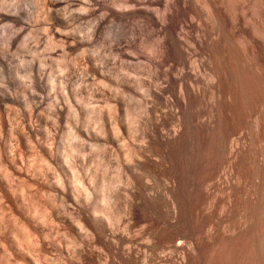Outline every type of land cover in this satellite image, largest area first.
<instances>
[{"label":"rangeland","instance_id":"1","mask_svg":"<svg viewBox=\"0 0 264 264\" xmlns=\"http://www.w3.org/2000/svg\"><path fill=\"white\" fill-rule=\"evenodd\" d=\"M41 1L0 0V98H3L4 96V98L11 97L14 99V101L16 99L15 103L12 104L0 103V133L2 134L0 135V143L3 142L0 145V149L4 148L6 145L5 141L7 139L8 141L12 139L13 144L17 141V144H15V149H17V145H19L18 148L20 149L16 150V156L18 157H16V163L18 162L16 164V166L18 165L16 168L18 172H10L7 170V168H3L6 166H0L1 170L4 169L8 171L6 175L8 178L1 171L0 173L11 181V185L14 186L15 184L16 187L22 186V180L25 178L28 180L31 177L30 174L27 176L25 168L26 166L23 165V163H26V161L28 163V161L34 158V156H37V159L41 157L38 153V149L34 152V143H32L30 146L29 142H25L22 138V134L18 132V129H21L22 132L25 128L29 129L31 125L32 127H30V129L34 128L36 131L38 130V132L35 131L36 133L34 130H32L36 135L35 140H39L40 142L46 140L47 148L50 147L49 150L52 151L51 155L53 157L51 156V158H54L53 160L51 159L54 164L52 162L50 164L52 175L60 176V178H64L66 180L65 177L67 176V178L71 179V174L68 172L69 170L67 169V164L64 162L67 152L65 153L66 148L63 144V135L67 128L77 130L81 134V144L84 152L82 155H75L73 160H75L76 164L78 163V168H82L83 165L80 163V161H84L83 164L86 165L84 167H86L87 174H89V171L92 168V165L88 164H90L89 161L91 158H94V155L104 157L105 163L109 164L111 167H114L117 164L126 166L128 161L126 160L127 156H125V158L124 155H126L125 152L127 148H125V150L124 147H130L129 145L131 144V146L135 148H138L139 144V146H141L143 144V139H141L140 143V138H142L140 136L146 137L150 135L151 128L157 120V114H160L161 111L167 110L164 108V103L161 105V103L153 102L155 101V98H153L152 92L155 90V85H163V87L166 86L168 88V90L162 94L163 102L167 100L166 97L169 98V94L170 96L174 95L180 99L179 84L176 82L172 84L165 83L164 73L165 69L167 70L168 67L158 66L157 62H155L157 61V55H155L156 50L162 41V36H159L160 34H158L156 27L151 26V29L153 28L151 30L148 27V24L145 25L146 18L144 16H131L129 19H125L124 24L119 25L116 21H113L112 23L104 20L102 15L98 17L93 16L90 12V9L85 8L84 3H87L85 0H62L65 2V4L67 3V16L69 18L72 17V19L69 21L71 26L70 34L74 35L73 37L76 36L81 38V41H79V38H75V40H73V42L71 41L69 44L66 42L65 38L67 34L62 31L61 27H58L61 25L59 24L61 22L59 19L61 18L57 17L58 19H55L56 15H52L44 6L43 1ZM75 1L81 2L75 3ZM110 1L111 0H107L105 2L106 6L108 5L110 7H114V2L116 0H112V4ZM162 1L163 5H165L164 0ZM191 1L193 2L192 9H194L198 17L201 18L204 26L203 28H206L207 31L209 29V33L212 32L211 34L219 33L220 31L212 26L213 24L211 20L208 21L209 19L206 18V13L201 8V5L195 0ZM247 1L249 2H246V7L251 1L252 2L250 5L253 7L254 2L258 0ZM261 1L264 5V0ZM5 6L16 7V9H7ZM163 7L158 8L159 11L156 7H151L152 9L150 8V10H152V12L154 11V15L157 13L156 16L159 14L158 17H163L167 12L165 7ZM239 8L238 15L242 17L246 9L243 10L241 6H239ZM262 10L263 12L261 15L262 20L264 21V6ZM248 12H250L248 13V18H252V22L256 24L255 26H258V20L252 16V10L249 9ZM77 14L82 15V17L79 15V18L82 19L81 22V19L78 18ZM5 16L9 17L10 19L6 18ZM188 17L189 11H183L179 15H174L173 18L175 19H173V24L177 28V31H179L182 23ZM5 18L8 19V21ZM72 20H74L73 23ZM103 21L106 22L103 23ZM54 22L58 23L59 25ZM75 22H77V24ZM51 24L54 25V27L57 25V27L53 29ZM96 26L99 28L97 30L98 34L95 30ZM243 26V22L239 23V28L235 32V44L233 45V52L231 51L230 45L227 43L224 34H221V32L217 43L219 53L225 60L227 59L226 62H228L229 65L231 64L230 66L233 74V84L231 86L222 84V97H220L221 99H219L217 104H215L214 100L212 99L211 89H208L203 101L194 104L192 107V110L197 112V118L198 116L199 118L211 117L215 112V114L218 115L220 129L219 151L214 159L211 160L209 158L210 153L207 148L203 150L204 158L206 161H208V164H206L207 174H209V172L213 169H216L218 174L213 180H207L205 185V188H208L205 190L208 200L204 205V217L206 219V223L203 230V244L199 251V260H201L199 264H264V38L261 36H256L257 44H255V46H250L247 44L243 45L246 43L243 39ZM96 36L98 37L97 39ZM241 39H243L244 42ZM61 40L63 42H61ZM83 41L84 43H81ZM71 43L73 45H71ZM131 46H133L132 49ZM120 50H124L125 52L127 51V53L130 52V50L132 53L135 51L134 54L138 53V55L142 56V59L145 61L142 60V64H140L138 67L130 65L125 62L124 59H122L123 57L120 53H118V51L121 52ZM151 57L152 59H150ZM147 58L149 61L146 60ZM193 58L195 60L198 59L197 61H199L202 59V56L197 55L196 57L194 55ZM94 60L97 62L94 63ZM128 61L132 62L133 60ZM96 67L98 68L96 69ZM155 68H157V70ZM96 70H98V72L102 74L101 76L104 77L95 75L93 72ZM177 70L178 68H175L173 71V76L178 73ZM205 72L206 71L202 69L201 75L204 74L205 76ZM107 74H109L110 77ZM154 76L157 77L155 78ZM204 76H202V79L205 80ZM205 81L207 83V79ZM107 106L112 107V114L109 112V107L107 108ZM98 107L99 109H96ZM123 107L126 109L124 110ZM37 109L39 111H37ZM98 112H100L99 115L97 114ZM96 114L99 117L98 121L95 117ZM108 118L110 119L108 120ZM122 119L124 121H122ZM255 121H257V123ZM152 122L154 123L152 124ZM168 123H170V120H168ZM97 126L100 131H97ZM112 127H115L118 130V133H112ZM257 127L261 128L258 129ZM11 129L13 130L11 131ZM146 129H149V132H147ZM9 132L11 134H15L12 136L9 134ZM82 133L85 134V136ZM130 137L133 138L131 139ZM49 138L51 139L49 140ZM10 141L8 144L11 143ZM44 144L46 145L45 142ZM229 145H232L231 150L234 148L235 151L234 149L232 151L229 150ZM31 147H33V149ZM229 151L232 152L231 155ZM41 153L42 152H40V154ZM27 158L29 159L27 160ZM23 160L24 162H22ZM19 165L22 166L21 169H23L24 173L22 170L18 169ZM19 170L21 172H19ZM70 179H67L68 181L66 180L68 184ZM26 180H24L23 185L25 184ZM70 185L71 184H69V186ZM72 185L71 187H73ZM16 187L14 186V188ZM0 191L3 193V189L1 187ZM56 191L59 192L60 189H57ZM1 192L0 194H2ZM58 192H55V195L57 199L59 198V202L62 203L64 200V202H66L65 208L68 209V211H71L72 208H74L72 202H70V200L68 201V199H65L61 191V194ZM27 193L29 194L30 191L27 190ZM3 195L4 193L0 196L2 197ZM10 196L11 198L3 196V200L0 197V201L2 200L0 203V220H2L7 226L8 232L17 235L20 233L13 223V220H11V212L14 208L12 193ZM35 201L36 204L40 206V208L36 204L34 205H36V207L41 210V207L43 206H41L42 202L39 200V204L38 199ZM7 204H10V206H7ZM5 208L6 211H4ZM222 210L224 211L223 213ZM42 211H45L44 207L40 212ZM186 219V231L189 238L193 240V238L195 239L197 236L196 232H194L192 229L194 227V222L196 221V213L193 202L187 209ZM50 226H53V224ZM59 229H57V233V230H55V238H53L55 242L57 240L56 243L63 246L64 242L62 240V235H65L66 232H69L70 228H68V226L66 227L65 225V229L64 226H61ZM214 231L215 233H213ZM239 233L242 236H240L241 238L237 239L235 235L238 236ZM2 241H4V236L0 231V264H16V260H13L10 254H7L8 252L4 246L5 244L3 245ZM27 243L29 242L27 241ZM27 243H25L26 246L28 245ZM186 246L188 247L189 244H186ZM64 249L66 250L67 246H64ZM189 249H191V247ZM51 252L54 253L56 258H60V253L58 255L57 250L52 249ZM175 255L177 256L175 259L178 258V255L180 256L178 253ZM9 257H11V259ZM37 257L43 258L42 255ZM41 260L43 262V259ZM54 263L59 264L58 260H56ZM163 263L164 262L161 264Z\"/></svg>","mask_w":264,"mask_h":264},{"label":"bare ground","instance_id":"2","mask_svg":"<svg viewBox=\"0 0 264 264\" xmlns=\"http://www.w3.org/2000/svg\"><path fill=\"white\" fill-rule=\"evenodd\" d=\"M42 1L46 9H48L52 15H56L55 19L61 18L59 19L61 20V22L58 20L60 22L59 24H61L58 27H61L62 31L67 34L65 37L66 42L70 44V42H73L75 38L78 39L79 37H73L74 35L70 34L71 26L69 21L70 19H72V17L69 18L67 16V3L65 4V2H63L62 0ZM85 1H87V3H84L85 8L90 9V12L93 16L98 17L102 15L103 19L108 22L113 23V21H116L119 25H122L125 23L126 18L129 19V17L131 16L142 15L146 18L145 25L148 24V27L150 29L151 26L157 28L158 34H160L159 36H162V41L159 39L161 42L155 54L157 55V61H155V59L154 61L157 62L158 66L168 67L167 70L165 69L164 73L165 83L172 84L176 82L179 84L180 99L174 95L170 96L169 94V98L165 96L167 100L163 102L162 94H164L165 91L168 90V88L166 86L163 87V85H155V90H152L153 92L151 91L153 98H155V101L153 102L161 103V105H163L162 103H164V108H166L167 110L161 111L160 114H157V120L151 128L150 135L146 137L140 136L142 137L140 138V143L141 139H143V144L141 146H139V144L138 148H135L132 147L131 144L129 145L130 147H124V149L127 148V150L125 149L126 152L124 151L126 153L124 157L127 156L128 158L127 159L125 157L128 161V164L126 163L128 166L126 164V166L121 164L116 165L115 163L116 166L111 167L109 164L105 163L104 157L94 155V158H91L92 160L90 159L89 161L90 164L88 165H92V168L90 169L89 174H87L86 167H84L86 165L83 164L84 161H80L83 166L82 168H78V163L76 164L75 160H73V157H75V155H82V153L84 152V149L81 144V134L77 130L67 128L63 135V144L67 150H65V153H67L65 155L64 162H66L67 164V169L69 170L68 172H70L71 174V179L67 178L68 176L65 178L66 180L70 179L69 184H73V187H71V185L69 186V184L67 183L68 180L66 181L64 178H60V176L52 175L50 169V164L52 162V151L49 150V146V148H47L46 140L41 141L43 143H41L39 140H35V133L38 132V130L36 131L34 128L30 129V127H32L31 125L29 129L25 128V130L23 128L24 130L22 132L21 129L17 128L19 130L18 132L22 134V138L25 142H29L30 146L32 145V143H34V152L38 149L39 152H37L41 157L38 156L39 159H37V156H34V158L36 157L35 159L32 158L34 160L30 159L28 163L26 161L27 165L26 163H23V165L26 166L25 168L27 176L28 174H30L31 177L26 180L27 178H25L24 176L25 179H23L26 180L25 184L23 185L24 180H22V186L16 187V185L14 184V186L16 187L14 188V186L11 185V181L7 179L8 176L6 175L8 171H17L16 167L18 165L16 166V164L18 162L16 163V150L19 149V145H17V149H15V144H17V141L13 144L12 139H10L11 141H9L12 144H8L9 141L7 139V143L5 141L6 145L4 146V148L0 149V166H6L3 168H7L8 170L6 171L3 169L5 171L4 173V171L0 169V171L7 177L6 178L0 173V187L3 189L4 197L11 198L10 194L12 193L14 208L11 212V220H13V223L15 224L18 229V232L20 233L16 235L8 232L7 226L2 220H0V231L1 233H3L4 236V241H2L3 245L5 244L4 246L6 247V251L8 252L7 254H10L13 260H16V264H55L54 262L56 260H58L59 264H161L162 262H164L163 264H199V262L201 261L199 260V251L203 244V230L204 225L206 223V219L204 217V205L208 200L205 191L207 187L205 188V185L207 180H213L217 177L218 174L216 169L211 170L209 174H207L206 164H208V161H206L204 158L203 150L207 148L210 153L209 158L211 160L214 159V157L219 151L220 129L218 115H216L215 112H212L213 114L211 117L199 118L198 116L197 118V112H194V110H192V107L194 106V104L203 101L208 92V89H211L212 99L214 100L215 104H217L219 99H221L220 97H222V84H225L226 86H231L233 84V74L230 66L231 64L229 65V63L226 62L227 59L225 60L219 53L217 43L218 38L220 36V32L221 34H224L225 39L230 45L231 51L233 52V45L235 44V32L239 28V23L243 22V39L246 42L243 45L247 44L250 46H255V44H257L256 36H261L264 38V21L262 20L261 15V13L263 12L262 9L264 5L261 0L255 1L253 7L250 5L252 1L249 4L247 3L248 5L246 7V2H249L247 0H195L198 4L201 5V8L205 11L207 16L205 17L209 19L206 20H211L213 24L212 26H214L215 29H218L220 31L217 34H211L212 32L209 33V29L207 31L206 28H203L204 26L201 18H199L198 15L195 13L194 9H192L193 2L191 0H164L165 5H163L162 0H116L114 2V7H110L108 5L106 6L105 2L107 0ZM77 2L75 1V3ZM80 2L81 1H79L78 3ZM163 6L167 11L163 17H158L159 14L158 16H156L157 13L154 15V11L152 12V10H150L151 7H156L158 10V8H161ZM239 6H241L243 10L246 9L242 17L238 15ZM5 8L16 9V7L12 6H5ZM249 9L252 10V16L258 20V26H255L256 24L252 22V18H248V13H250L248 12ZM183 11H189V17L183 23L181 22L182 26L180 27L179 31H177V28L173 24V19H175L173 17L174 15L181 14V12ZM80 16L82 17V15ZM89 16L92 17L91 15ZM73 19L75 20L74 17ZM6 20L8 21V19ZM74 20H72V23L74 22ZM81 21L82 19L80 20V22ZM106 21H103V23ZM75 23L77 24V22ZM56 24L59 25L58 23ZM57 25H55V27H57ZM52 26L54 29V25ZM98 29V26H96L95 30L97 34ZM97 38L98 37L96 36V39ZM80 39L81 38H79V41H81ZM61 42L63 41L61 40ZM81 43H84V41ZM71 45L73 44L71 43ZM132 47L133 46H131V49ZM120 51L121 52L118 51V53L121 54V56L123 57L122 59H124L125 62H127L128 64L133 65L135 67H138L140 66V64H142L143 57L138 55V53L134 54L135 51H133L134 53H132L131 50L128 53L124 50ZM194 55L196 57L197 55L202 56V59L197 61L198 59L195 60L193 58ZM150 59H152V57ZM128 60L133 61L129 62ZM146 60L149 61L148 58ZM95 62L97 61L94 60V63ZM98 67H96V69ZM175 68H178V73H176V75L174 74L176 77L173 76V71L175 70ZM155 69L157 70V68ZM202 69L206 71L205 76L204 74L201 75ZM93 73H95V75L99 77H104L101 76L102 74H100L98 70ZM107 75L109 76V74ZM202 76H204L205 80L207 79V83L204 79H202ZM15 101L11 97L4 98L3 96V98H0L1 104H12L15 103ZM108 107L109 106H107V108ZM96 109H99V107ZM108 110L111 113L112 107H109ZM37 111L39 110L37 109ZM97 114L99 115L100 112H98ZM97 114L95 117L98 121L99 117L97 116ZM109 119L110 118H108V120ZM123 119L122 121H124ZM168 120H170V123H168ZM255 122L257 123V121ZM153 123L154 122H152V124ZM115 127H112L113 129H111L112 133L116 134L118 133V130ZM98 129L99 128L97 126V131H100V129ZM12 130L13 129H11V131ZM32 130L36 132L34 133ZM148 130L147 132H149ZM9 134L13 136L15 133L11 134L9 132ZM0 135L2 134L0 133ZM83 135L85 136V134ZM50 139L51 138H49V140ZM44 142L46 143V145L44 144ZM33 147L31 148L33 149ZM231 148L232 145H229L228 149L231 150ZM231 151H229L230 155L232 154ZM40 152H42V155L40 154ZM28 159L29 158H27V160ZM22 162H24V160ZM21 167L22 166L19 165L18 169L23 171ZM20 170L19 172H21ZM57 189H60L63 197L65 199H68V201L70 200V202H72V204L74 205V208L70 207L72 208L71 211H68V209L65 208L66 202H64V200L62 201V203H60L58 200L59 198L57 199L55 195V192H58L56 191ZM27 190L30 191L29 194L27 193ZM3 196H0L1 199L3 198ZM37 199L38 203L40 201L42 202L41 206H43L41 207V210L44 207V212H40V206L36 204L35 201ZM2 200L0 201V203L2 202ZM192 202L194 204V210L196 213V221L194 222V227L192 229L197 234L196 238H193V240L189 238L188 233L186 231L187 209L190 207ZM34 204H36L39 208L36 207V205ZM7 206H10V204H7ZM4 211H6V208ZM223 212L224 211L222 210V213ZM52 224L53 226H50ZM65 225L66 227L68 226V228H70V231L66 232L65 235H62V240L64 242V245L62 246L56 243L57 240L55 242L54 234L55 230L59 229L61 226H64L65 229ZM57 232L58 230L56 231V233ZM213 233H215V231ZM236 235L235 237H237V239L241 238L240 236H242L240 235V233L238 236ZM27 241L29 243H27ZM25 243L28 244L27 246H30V244L31 246L27 247ZM186 244H189V246L191 245V249H189L190 247L188 246V248ZM64 246H67L66 250L64 249ZM50 249L51 251L52 249L57 250L58 255L60 253V258H56L54 256V253L51 252ZM174 253H178L180 254V256L178 255V258L175 259V257L177 256ZM40 255H42L43 258L40 257ZM37 256L43 259V262ZM11 257L9 258L11 259Z\"/></svg>","mask_w":264,"mask_h":264},{"label":"clouds","instance_id":"3","mask_svg":"<svg viewBox=\"0 0 264 264\" xmlns=\"http://www.w3.org/2000/svg\"><path fill=\"white\" fill-rule=\"evenodd\" d=\"M90 31V30H89Z\"/></svg>","mask_w":264,"mask_h":264}]
</instances>
